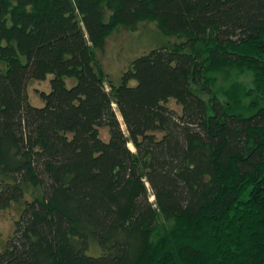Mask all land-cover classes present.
I'll list each match as a JSON object with an SVG mask.
<instances>
[{
  "label": "trees",
  "instance_id": "obj_1",
  "mask_svg": "<svg viewBox=\"0 0 264 264\" xmlns=\"http://www.w3.org/2000/svg\"><path fill=\"white\" fill-rule=\"evenodd\" d=\"M144 22L178 41L115 83ZM27 196L0 264H264V0H0V211Z\"/></svg>",
  "mask_w": 264,
  "mask_h": 264
},
{
  "label": "rangeland",
  "instance_id": "obj_2",
  "mask_svg": "<svg viewBox=\"0 0 264 264\" xmlns=\"http://www.w3.org/2000/svg\"><path fill=\"white\" fill-rule=\"evenodd\" d=\"M176 41H178L176 38H167L162 35L155 23L144 22L139 25L136 32H130L120 27L107 39L105 48L102 51H97V57L109 78L115 83H118L122 74L131 67L135 59L148 54L154 49L175 43ZM1 67L4 70L6 68L5 64L2 63ZM52 79L53 75H49L46 81L29 82L27 94L31 105L39 108L44 106V102L40 99L39 94L41 92L49 93L51 91L50 81ZM66 82L69 87L75 84V81L72 79H67ZM169 107L178 114L182 113V108L173 100L169 103ZM120 121L122 122V120ZM123 128L125 129L124 126ZM100 133L101 138L104 141H108V129H101ZM130 148L134 150L132 145H130ZM28 200H30L29 196L19 204L13 205L10 209L0 211V253L7 248L8 242L14 234L16 223L21 219L25 202ZM90 251L87 254L94 257L102 253L101 248L97 244H92Z\"/></svg>",
  "mask_w": 264,
  "mask_h": 264
},
{
  "label": "bare ground",
  "instance_id": "obj_3",
  "mask_svg": "<svg viewBox=\"0 0 264 264\" xmlns=\"http://www.w3.org/2000/svg\"><path fill=\"white\" fill-rule=\"evenodd\" d=\"M119 119L122 120L120 115H119Z\"/></svg>",
  "mask_w": 264,
  "mask_h": 264
}]
</instances>
